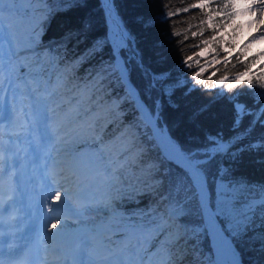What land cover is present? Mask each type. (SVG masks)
Instances as JSON below:
<instances>
[{
  "label": "snow or ice",
  "instance_id": "1",
  "mask_svg": "<svg viewBox=\"0 0 264 264\" xmlns=\"http://www.w3.org/2000/svg\"><path fill=\"white\" fill-rule=\"evenodd\" d=\"M23 2L0 0V120L8 118L10 105L15 110L17 104L21 105L20 116L23 117L12 122L10 131L0 127V224L4 223V214L16 203V177L22 153L23 159L31 155L35 162L40 158V149L63 129L94 139L100 138L103 131L102 126L98 128L100 115L91 113V107L85 104V92H80L73 103L71 97L66 98L65 77L57 75L53 82V59L41 57L37 51L42 31L38 33L35 27L23 33L18 30L12 16L20 11L17 4ZM212 3L213 0H200L191 5L196 9H208L207 24L216 33L202 40L205 47L195 55L215 52L213 45L223 47L229 44L224 48L225 52L229 51L231 42L224 39L226 33L221 29L231 28L235 32L240 27L236 21L242 17H249L247 27H255L259 32L252 40L264 41V0H223L214 9L210 7ZM57 5V12L88 7L86 0H57ZM102 7L106 25L103 36H93L91 19L82 17L64 40L66 43L75 40V46L79 47L92 37L76 63L97 61L90 69L95 72L93 88L107 83L109 87H114L115 92L124 94L123 99L117 97L120 103L114 102V109H119L121 103L131 99L134 111L141 114L147 111L151 116L155 109L158 120L162 102L159 99L152 101V93L162 79L166 81L168 78L164 73L152 75L144 67L143 55L138 49H133L134 37L120 20L115 0H102ZM168 15L173 13L169 12ZM216 18H220L219 24L215 23ZM139 23L149 28L153 20L142 17ZM192 35L196 36L197 33ZM105 48L109 49L107 59L104 57ZM129 52L131 55H128ZM260 55L264 56V52ZM192 59V56L186 57L184 64L189 65ZM223 62H228L226 57ZM206 70L201 68L194 72L193 79L197 85H203L199 77ZM134 73L139 74L140 83L133 79ZM225 80L227 77L216 83L223 84ZM247 85L253 87L252 79L247 81ZM233 87V83L227 84L228 90ZM258 87L264 90V76L259 78ZM167 94L171 98L174 92ZM239 95L252 96L254 107L236 104L233 126L238 127L247 115L252 117L249 130L256 124L264 127V91H241ZM87 99L91 100L90 94ZM206 140L205 144L195 149H186L170 138L164 142L168 158L175 163L178 174L169 179L167 194L163 196V211L152 208L150 216L141 213L139 222L128 223L118 247H109L114 243L110 237L99 241L100 249L106 254L96 264H178L174 257L177 254L181 257L187 255L189 242H195L192 249L195 259L190 260L189 264H244L240 250L256 243L264 254V183L250 185L244 179L229 180L232 169L223 167L222 163L217 164L213 173L212 165L218 158L222 162L239 138L224 141L220 136H209ZM100 142L103 143V140L100 139ZM249 148L264 150V143L250 145ZM124 151L126 149L121 148L115 155L118 157ZM237 151L242 154L245 149ZM106 153L109 161L104 165V173L108 177V187L113 188L121 182L119 169L124 165L111 158L112 152L107 146L98 150L101 163ZM232 155L236 157V153ZM260 163L264 164V160ZM72 175L74 173L64 175L63 171H55L47 163L34 170V178L40 185L37 207L43 219L52 221L49 231L56 229L57 225L66 227L65 220L58 213L71 215L78 210V205L73 202ZM116 191L119 193L120 189ZM45 210L47 216H44ZM159 237L163 239L158 240ZM201 242L210 245L209 252L212 253L204 259L200 258L203 252H197ZM149 245H156L157 251L146 261L144 257ZM153 256L157 257L156 261L152 259ZM0 264H5L3 259H0ZM58 264H68L67 258Z\"/></svg>",
  "mask_w": 264,
  "mask_h": 264
},
{
  "label": "trees",
  "instance_id": "2",
  "mask_svg": "<svg viewBox=\"0 0 264 264\" xmlns=\"http://www.w3.org/2000/svg\"><path fill=\"white\" fill-rule=\"evenodd\" d=\"M47 1L48 11L52 15H47L40 30L43 33L39 37L40 46L43 48L42 57L53 59V77L56 78L57 75L65 77L66 98L71 97L72 102L75 103L80 92L86 93L85 104L91 107V113L100 115L98 128L103 127L101 136L97 139L70 132L60 152L63 155L67 154V157L82 150L98 154L99 149L107 146L112 152L111 158L124 165L119 169L121 182L113 188L108 187L107 179L102 175L98 180L100 182H97V196L104 207L116 214L119 229H125L128 223L139 222L142 219L141 213L150 216L152 208H157L159 212L163 211L165 203L163 196L167 194L169 179L178 174V169L173 162L161 154L151 129L139 117V111H134L131 99L121 103L119 109H114V102L120 103L117 97L123 99V92H115L114 87H109L107 83L93 88L95 72L90 69L97 61H85L79 65L76 63L79 55L91 43L92 37L79 47L75 46V40L67 43L64 40L65 35L76 27L82 17L91 19L93 36L104 35L106 25L101 1L86 0L87 8L72 9L68 12L55 11L58 6L57 0ZM199 2L200 0H115V5L120 20L134 37L133 49H138L143 55L144 67L152 75L159 76L164 73L168 78L166 81L162 79L152 93V101L159 99L162 102L157 120L158 128L166 132L172 141L186 149L202 146L209 136H220L224 141L239 138V142L229 149V154L222 162L217 159L211 171L214 173L217 164L222 163L223 167L232 169L229 180L244 179L250 185L264 183V164L260 163L264 160V150L249 148L250 145L264 143L262 139L264 127L256 124L249 130L252 117L247 115L243 117L238 127L233 126V109L236 104H244L248 108L254 107L252 96L239 95V93L264 91L258 87L259 78L264 76V56H261L258 50H252L250 46L240 42L239 28L235 32L231 28L221 29L226 33L224 39L231 42L229 51H224L229 44H224L223 47L213 45L215 52L195 55L205 47L202 40L216 34L207 24L208 9L191 7ZM222 2L223 0H213L210 7L214 9ZM169 12L173 15L169 16ZM142 17L151 18L152 26L145 28L139 23ZM219 21L220 18H216L215 23L219 24ZM236 23L240 25L237 21ZM194 32L197 33L196 36L192 35ZM108 55L109 49L105 48V59ZM128 55L131 53L129 52ZM188 56L193 57L189 61L190 66L184 64ZM225 57L227 63L223 62ZM201 68L207 70L199 79L208 87L197 85L193 79L194 72ZM224 77H227V80L223 84L216 83ZM133 79L137 83L141 82L137 73L133 74ZM249 79L253 81L251 88L247 85ZM228 83H233L232 90H228ZM169 91L174 92L171 98L167 94ZM89 94L90 101L87 99ZM154 113L157 114L155 109L152 111V114ZM125 130L137 136L142 148L135 152L133 146L126 147V151L117 157L115 153L120 151L123 139L128 136ZM238 149L245 151L241 154ZM232 153H236L235 158ZM108 161L109 155L106 153L103 157L104 165H107ZM116 189H120L119 193ZM121 233L125 235V232L114 233L111 240L120 243ZM194 246L195 242H189L187 255L181 257L177 254L174 257L178 264H189L190 260L195 259L192 254ZM147 247L145 260L157 251L156 245ZM209 247L210 245H205L203 242L199 244L197 252H203L201 259L212 254L209 252ZM240 251L244 264H264V254L261 253L258 243ZM152 259L157 260L155 256Z\"/></svg>",
  "mask_w": 264,
  "mask_h": 264
},
{
  "label": "rangeland",
  "instance_id": "3",
  "mask_svg": "<svg viewBox=\"0 0 264 264\" xmlns=\"http://www.w3.org/2000/svg\"><path fill=\"white\" fill-rule=\"evenodd\" d=\"M24 3H28L33 5L32 9H36L39 8L40 10H42V12L40 13H36L33 15L32 11H30V17H28L27 19H22V20H18L16 21V26L18 28V30L20 32H26L28 29L35 27L36 31L39 33L41 30V25L43 23V21L45 20V17L48 13V9H49V3L46 0H24ZM17 8L21 10H23L24 6L22 5V3L17 4ZM249 17H242L240 19L237 20V22L240 24L239 27V31H238V35H239V40L241 43H245L247 46H250L252 48V50H258L259 52H264V41H258V40H252V37L254 35V32L247 27V21H248ZM22 22V23H20ZM28 22L31 23V25L28 24ZM20 24H22V27H19ZM42 47L39 45L38 46V53L39 55L42 57ZM111 106V105H110ZM20 108L21 105L17 104L15 106V110H13L12 106L11 109L13 110L14 114H18L20 115ZM126 135L128 134V136L125 137V139H123L122 141V148H126L129 146H133L134 147V151H139L141 150V147L139 146V141L135 139V137L133 136V134L130 131L125 130ZM55 142L54 145L51 147L50 149V153H51V164H54L52 166V168L55 171H61L63 170L62 168H67V170H71L73 172L76 173L77 177L75 179V181H72V185L74 186L72 188V192L74 193V203L77 204L80 209L74 214L76 216H79L81 214H87L88 210L87 209H91V208H95L97 209L101 214L102 217L99 218V220L97 221V223H95L94 225L91 226V228L89 229V232L91 233H96L98 230V227L101 225H104V228H102L99 231V237L98 239L92 243V247H94L95 249V253H97L98 255L104 256L106 253H104L100 247H99V241L101 240H106L109 237L112 239L111 236H113L114 233H120V232H124V228L118 229L117 227V221L115 220L114 217V213L108 209L105 208L104 206H102L101 204H99L98 198H94L93 196V189L91 187H89L88 185L90 184L91 180L94 179L95 176H100V169L104 170V163H101V161L98 159V154L95 152H86L83 151L81 154L77 155L74 159H72L70 162H66L67 160H63L64 158H67V154H62L60 153V151L62 150V141L65 139V133L64 131H60L59 135L57 137L54 138ZM72 163H76L75 164V168L72 167ZM74 165V164H73ZM81 170L80 173H78L77 171ZM99 173V174H98ZM84 176H88L86 180H84L82 183H79L78 185H75L76 182L79 181V179H81ZM96 189V187H94ZM81 190L80 193H78V191ZM86 200H88V202H85ZM76 228H87L86 224H80L77 226H73L72 229H76ZM113 230H115L113 232ZM48 235H50L51 237L53 236L52 233L48 232ZM122 234L121 237V241L124 237V234ZM120 234V235H121ZM120 246V243L114 244L113 245H109V247H118Z\"/></svg>",
  "mask_w": 264,
  "mask_h": 264
},
{
  "label": "bare ground",
  "instance_id": "4",
  "mask_svg": "<svg viewBox=\"0 0 264 264\" xmlns=\"http://www.w3.org/2000/svg\"><path fill=\"white\" fill-rule=\"evenodd\" d=\"M100 1L102 4V0H100ZM17 19L18 18H16V20ZM250 29L254 32L253 36L259 35V32L255 27H252ZM10 110L13 112V110L11 109V105L9 106V111ZM155 114L156 113L149 116L147 111L143 112V114H141V112L139 111V115L141 118L145 119L148 122L152 121V122H149V124L152 126V128L154 130L156 142H157L159 148L161 149V151L168 157V153L166 152L165 147H164V142L167 141L169 139V137L167 136L166 132L161 131L158 128L157 117L154 116ZM7 119H10L9 113H8ZM6 124H8V120L5 122L3 120L1 122L2 126H5ZM9 127H12V126H9ZM62 169L63 170H61V171H63L64 175H71L72 173H74L71 170H67V168H62ZM71 178H72V181H75L76 174L74 173V175H72ZM73 187L74 186L71 184V189ZM80 191L81 190H79L78 192H80ZM85 202H88V200H86ZM79 209H80V207L78 206V210ZM36 210H38L37 217H41L42 220H44V222H48V220L43 219V217L40 215L39 208ZM87 210H88L87 214L86 213L81 214L78 218H75V219L72 218V214L68 215V214H64V213H58L57 215H61L62 218L65 220L66 227H62L61 225H57V228L51 229V231H49V229L51 228L52 221H50L48 223L46 230H41L42 229L41 226H42L43 221L42 220L40 221L38 226L41 229L40 230L38 229V232L41 233L42 242H44V244L47 247L51 246V247H53V250L57 249L60 251V254H59L60 257L58 258L59 260L54 261V262H56L55 264H58V262H62L65 258H67V261L70 264H96V262H98L103 257V256L95 253V249H94V247H92L91 244L94 243L98 239V237L100 236L99 231L102 228H104V225H102V226L100 225L98 227V230L96 233L89 232V229L91 228V226L94 225L95 223H97L99 218L102 217V214L95 208H91V209H87ZM47 215H48V213L45 210L44 216H47ZM80 224H86L87 228L72 229L73 226H77ZM34 230H36V228H34ZM48 232L55 233V235H53L51 237L50 235L47 234ZM83 240H88V241H90V243L86 247L80 248L79 243ZM47 257H48V255H47ZM46 264H49V263H46Z\"/></svg>",
  "mask_w": 264,
  "mask_h": 264
},
{
  "label": "water",
  "instance_id": "5",
  "mask_svg": "<svg viewBox=\"0 0 264 264\" xmlns=\"http://www.w3.org/2000/svg\"><path fill=\"white\" fill-rule=\"evenodd\" d=\"M155 117H157V114H155L154 115ZM141 118V117H140ZM144 122H146L147 124H148V126H149V128L151 129V131H152V136H153V138H154V140H155V143H156V146L158 147V149L160 150V152H161V154L167 159V160H169L170 161V159L161 151V149L159 148V146H158V144H157V142H156V139H155V135H154V130H153V128H152V126L149 124V122L148 121H146L145 119H143V118H141ZM168 136V135H167ZM169 137V136H168ZM170 138V137H169ZM174 163V162H173ZM175 164V163H174Z\"/></svg>",
  "mask_w": 264,
  "mask_h": 264
}]
</instances>
